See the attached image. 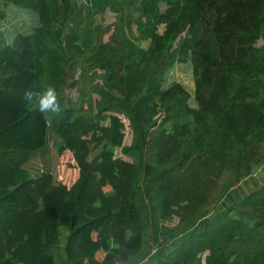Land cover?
Returning <instances> with one entry per match:
<instances>
[{
    "label": "trees",
    "instance_id": "trees-1",
    "mask_svg": "<svg viewBox=\"0 0 264 264\" xmlns=\"http://www.w3.org/2000/svg\"><path fill=\"white\" fill-rule=\"evenodd\" d=\"M2 4L39 24L0 36V264H264V0ZM185 59L193 93L161 88L159 68ZM48 85L62 109L52 125L22 98ZM67 86L77 97L63 101ZM105 118L72 152L70 186L27 167L50 126L68 144L69 127L82 136Z\"/></svg>",
    "mask_w": 264,
    "mask_h": 264
},
{
    "label": "rangeland",
    "instance_id": "rangeland-1",
    "mask_svg": "<svg viewBox=\"0 0 264 264\" xmlns=\"http://www.w3.org/2000/svg\"><path fill=\"white\" fill-rule=\"evenodd\" d=\"M2 1L3 0H0V36L3 37L6 42L11 43L16 34L29 33L34 29V27L38 26V18L34 11L12 4L3 6ZM113 19V14L107 12L104 16L103 24L107 25L108 23L112 22ZM104 36L105 38H107L108 33H106ZM263 43L264 38H260L257 41V45H261ZM136 57L138 56H135V58ZM156 70V61L147 63L144 68L145 77L150 76V74H152ZM159 70V81L161 88L168 87L173 82H179L191 94L193 93L194 71L192 63L189 59L175 60L163 67H160ZM83 86L86 88L89 86V83L84 82ZM94 96L96 97L97 95L94 94ZM76 97L77 91L75 90V88L67 86L65 88V91L63 92L62 100L66 101L69 98L75 99ZM190 105L193 107L195 106L193 98L190 99ZM46 114L50 125L53 116L51 115V113ZM120 117L125 124V137L123 144L129 146L133 140V132L129 126V121L122 114H120ZM107 122L108 118H105L97 124L92 125L82 136L76 135L73 132L72 127H69L66 131L68 144H66L65 141H63V139H61L59 136H57L54 129H52L50 126L47 149L33 157L28 163L27 167L31 169L32 172H35L37 168H39L40 170H49L55 175L57 181L70 186L77 178V168L73 161L72 152L74 150L85 147L87 139L92 134L98 133L101 126L105 125ZM60 145L65 146L61 154H59L58 152ZM115 153L116 155L128 160L132 159L131 157L122 154L120 149H117ZM148 156V154L144 153L141 162H148ZM255 178L256 180L261 181L263 178V174L258 173ZM215 205L216 204L213 203L207 208L208 210H210L209 212L213 211L212 209L215 207ZM147 207L149 215L151 216V219H153L156 216V213H153L154 204L152 205L150 201H147ZM208 217H210V215ZM175 222L176 220L173 219L172 221L166 222L164 224L165 227H171L175 224ZM159 228L162 229V223L159 224ZM63 246L64 236L61 237L59 244L54 247V252L58 256L64 254Z\"/></svg>",
    "mask_w": 264,
    "mask_h": 264
},
{
    "label": "clouds",
    "instance_id": "clouds-1",
    "mask_svg": "<svg viewBox=\"0 0 264 264\" xmlns=\"http://www.w3.org/2000/svg\"><path fill=\"white\" fill-rule=\"evenodd\" d=\"M22 98L26 103L35 104L38 111L42 114H59L62 111L58 101L57 90L53 85H48L43 91L34 87L25 89Z\"/></svg>",
    "mask_w": 264,
    "mask_h": 264
}]
</instances>
